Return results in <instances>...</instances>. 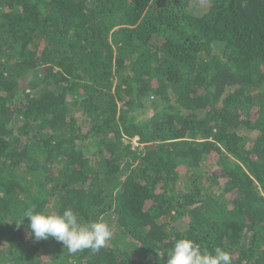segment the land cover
Returning a JSON list of instances; mask_svg holds the SVG:
<instances>
[{"label": "trees", "instance_id": "trees-1", "mask_svg": "<svg viewBox=\"0 0 264 264\" xmlns=\"http://www.w3.org/2000/svg\"><path fill=\"white\" fill-rule=\"evenodd\" d=\"M28 209L113 236L71 254ZM180 238L264 264V0H0V264H166Z\"/></svg>", "mask_w": 264, "mask_h": 264}, {"label": "clouds", "instance_id": "clouds-1", "mask_svg": "<svg viewBox=\"0 0 264 264\" xmlns=\"http://www.w3.org/2000/svg\"><path fill=\"white\" fill-rule=\"evenodd\" d=\"M131 146L134 150L142 146L138 137L132 139ZM25 218L29 220V235L35 241L55 238L71 254L85 249L99 252L113 236L111 226L103 218L87 224L81 223L72 209H65L62 214L28 209L22 221L16 220L17 228L23 226ZM166 264H232V255L220 247L209 251L207 248L202 249L194 240L180 238L169 250Z\"/></svg>", "mask_w": 264, "mask_h": 264}, {"label": "rangeland", "instance_id": "rangeland-1", "mask_svg": "<svg viewBox=\"0 0 264 264\" xmlns=\"http://www.w3.org/2000/svg\"><path fill=\"white\" fill-rule=\"evenodd\" d=\"M135 141V140H134Z\"/></svg>", "mask_w": 264, "mask_h": 264}]
</instances>
